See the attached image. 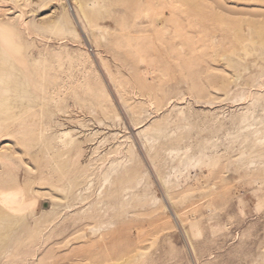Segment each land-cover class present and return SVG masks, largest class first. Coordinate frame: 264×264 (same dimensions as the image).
Masks as SVG:
<instances>
[{"label":"rangeland","instance_id":"obj_1","mask_svg":"<svg viewBox=\"0 0 264 264\" xmlns=\"http://www.w3.org/2000/svg\"><path fill=\"white\" fill-rule=\"evenodd\" d=\"M0 264H264V0H0Z\"/></svg>","mask_w":264,"mask_h":264}]
</instances>
